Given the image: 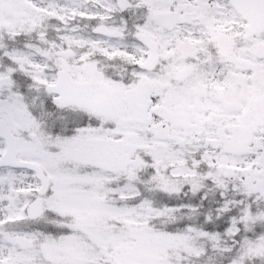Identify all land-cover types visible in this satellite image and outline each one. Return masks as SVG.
<instances>
[{"label": "snow or ice", "instance_id": "snow-or-ice-1", "mask_svg": "<svg viewBox=\"0 0 264 264\" xmlns=\"http://www.w3.org/2000/svg\"><path fill=\"white\" fill-rule=\"evenodd\" d=\"M0 264H264V0H0Z\"/></svg>", "mask_w": 264, "mask_h": 264}]
</instances>
